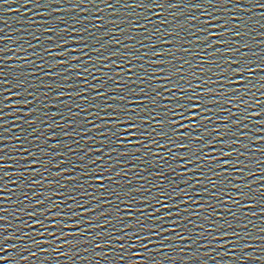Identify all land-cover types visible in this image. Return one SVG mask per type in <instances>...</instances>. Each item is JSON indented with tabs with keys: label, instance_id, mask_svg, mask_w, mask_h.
<instances>
[{
	"label": "water",
	"instance_id": "95a60500",
	"mask_svg": "<svg viewBox=\"0 0 264 264\" xmlns=\"http://www.w3.org/2000/svg\"><path fill=\"white\" fill-rule=\"evenodd\" d=\"M0 264H264V0H0Z\"/></svg>",
	"mask_w": 264,
	"mask_h": 264
}]
</instances>
